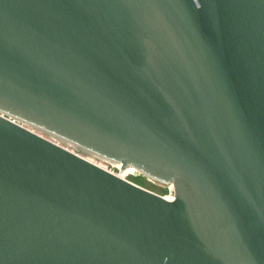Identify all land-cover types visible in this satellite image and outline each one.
Returning a JSON list of instances; mask_svg holds the SVG:
<instances>
[{"label":"water","instance_id":"95a60500","mask_svg":"<svg viewBox=\"0 0 264 264\" xmlns=\"http://www.w3.org/2000/svg\"><path fill=\"white\" fill-rule=\"evenodd\" d=\"M0 264H264V0H0Z\"/></svg>","mask_w":264,"mask_h":264},{"label":"bare ground","instance_id":"6f19581e","mask_svg":"<svg viewBox=\"0 0 264 264\" xmlns=\"http://www.w3.org/2000/svg\"><path fill=\"white\" fill-rule=\"evenodd\" d=\"M24 124L27 125L35 133L40 134L44 138L56 143L57 145H59L61 147H64L65 149H67V150L73 152L74 154L86 159L89 162H91L92 159H96L100 162H105V163L113 166L114 168H117L120 171L119 174L112 172V171H109L108 169H106L104 166H102L99 163H96L94 161L91 162V163H93V164H95V165H97L103 169L105 168V170H107V171H109V172H111V173H113V174H115V175H117V176H119L125 180H128L127 177L130 175L138 176V177H139V175H145L137 167L127 166L125 169H123L122 168L123 165L121 163H118L116 161L109 160L105 157L99 156V155L95 154L94 152H91L85 148L79 147L78 145H76L70 141H67L61 137L55 136L52 133L40 130V129L33 127V126H30L29 124H26V123H24Z\"/></svg>","mask_w":264,"mask_h":264},{"label":"rangeland","instance_id":"374dc122","mask_svg":"<svg viewBox=\"0 0 264 264\" xmlns=\"http://www.w3.org/2000/svg\"><path fill=\"white\" fill-rule=\"evenodd\" d=\"M92 161L101 164L102 166H104L109 171L115 172L117 174L120 173V171L117 168H114L113 166H111L105 162H100L96 159H92L91 162ZM127 179H128V181H130V182H132V183H134V184H136V185H138V186H140V187H142V188H144L150 192L158 194L160 196L165 197V196L169 195V190H168L167 185L156 182L155 180L149 178L146 175H139V177L130 175L127 177Z\"/></svg>","mask_w":264,"mask_h":264},{"label":"built area","instance_id":"2783aa9c","mask_svg":"<svg viewBox=\"0 0 264 264\" xmlns=\"http://www.w3.org/2000/svg\"><path fill=\"white\" fill-rule=\"evenodd\" d=\"M12 121H14V123L24 127V128H27V129H30L27 125H25L24 123L22 122H19V121H16V120H13L12 118H10ZM31 130V129H30ZM128 181V180H126ZM130 182V181H129ZM132 183V182H131ZM134 184V183H133ZM136 185V184H135ZM138 186V185H137ZM140 187V186H139ZM168 187V190H169V195L168 196H165L166 199H168L169 201H173L174 198H175V191H174V186L173 185H167Z\"/></svg>","mask_w":264,"mask_h":264}]
</instances>
